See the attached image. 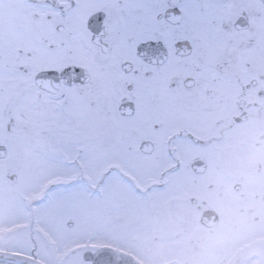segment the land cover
<instances>
[{
  "label": "snow or ice",
  "instance_id": "obj_1",
  "mask_svg": "<svg viewBox=\"0 0 264 264\" xmlns=\"http://www.w3.org/2000/svg\"><path fill=\"white\" fill-rule=\"evenodd\" d=\"M0 264H264V0H0Z\"/></svg>",
  "mask_w": 264,
  "mask_h": 264
}]
</instances>
